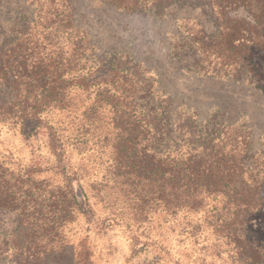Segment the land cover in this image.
Returning <instances> with one entry per match:
<instances>
[{
    "label": "rangeland",
    "instance_id": "rangeland-1",
    "mask_svg": "<svg viewBox=\"0 0 264 264\" xmlns=\"http://www.w3.org/2000/svg\"><path fill=\"white\" fill-rule=\"evenodd\" d=\"M186 17L193 21H184ZM213 19L208 7L189 5H172L159 16L153 11L141 12V7L120 8L109 0H0V46L11 43L18 74L26 76L30 84L34 82L38 90H57L63 72L64 78L76 72L83 76L103 64L107 68L114 64L116 72L127 77L120 88H116L117 82L108 84L115 92L109 102L101 100L97 80L87 86L74 80L66 88L69 109L55 108L52 113L61 133L64 162L76 172L88 198L81 197L85 212L64 228L65 249L58 251L55 246L60 253L47 264H242L228 239L206 221L210 206L221 203L220 199H210L200 211L156 209L144 217L141 177L131 175L133 183L127 186L110 175L117 133L111 110L115 104L128 115L139 116L137 111L150 109L167 117L164 137L169 146L179 135L177 124L187 119L197 133L195 139L198 130L223 131L221 141L213 142L220 143L224 153H240L247 164L257 160L264 168V68L257 72V65L244 62L234 76L195 72L199 57L186 42L189 27L199 22L207 33H215ZM78 31L86 35L82 55L75 50ZM10 92L7 85H0V101L7 100ZM89 107L97 108L99 116L97 130L92 131L94 141L75 146L68 136L85 123L84 111ZM33 126L32 121L16 127L0 122V165L5 179L13 177L12 182L22 176L24 190L29 177L52 184L62 179L50 169L57 156L48 135L42 130L32 132ZM124 136L137 141L136 156L124 157V164L140 174L136 165L141 164V134ZM243 140L247 144H241ZM74 184L79 190L78 181ZM248 224L264 242V206ZM18 227L17 213L1 209L0 241ZM9 239L13 250L8 245L2 249L14 253L45 249V242L24 243L26 237L16 236ZM10 258L0 257V264H15Z\"/></svg>",
    "mask_w": 264,
    "mask_h": 264
},
{
    "label": "trees",
    "instance_id": "trees-1",
    "mask_svg": "<svg viewBox=\"0 0 264 264\" xmlns=\"http://www.w3.org/2000/svg\"><path fill=\"white\" fill-rule=\"evenodd\" d=\"M109 1L120 8L141 7V12L153 11L159 16L165 15L172 5L208 7L213 14L216 32L207 33L199 22H193L186 36V42L199 57L195 72L205 76H234L240 72L244 62L257 65V72L264 68V0ZM183 20L193 21L190 17ZM81 32L75 35V50L80 55L87 44L85 32ZM13 52L11 43L0 46V85H7L11 89L10 97L0 101V122L16 127L19 123L23 125L26 121H32V132L42 130L46 133L57 156L55 165L50 169L60 174L62 179L52 184L47 179L29 177L28 188L24 190V185H20L22 176L11 182L13 177L5 179L4 169L0 165V210L15 211L19 224L17 229L7 233L6 238L0 241V257H12L10 261L15 264H47L51 257L60 253L58 251L65 249L64 228L79 213L85 212L81 197L88 198L78 175L64 162L65 153L59 141L61 133L53 122L52 113L55 108L69 109L66 88L74 80L80 86L94 84L97 80L101 100L109 102L115 92L108 84L117 82L116 88H120L127 82V77L116 72L114 64L108 68L107 64H103L98 65L95 72L83 76L76 72L74 76L64 78L63 72L58 77L60 84L57 90H38L34 82L30 84L26 76L20 72L18 74ZM249 55L252 61L246 60ZM255 55L259 56L256 60ZM64 71L69 72L66 68ZM37 80L34 78V81ZM121 93L124 94V91ZM116 106L111 105L117 133L112 144V162L109 166L113 170L110 175L127 186L133 183L131 175L141 177V215L145 217L156 209L166 213L181 209L200 211L207 208L210 199H220L221 203L210 206L206 221L228 239L242 264H264V242L258 239L256 231L251 230L248 224V220L264 206V168H260L261 162L255 160L249 165L245 155L224 153L220 143L213 142L217 139L221 141L223 131L207 133L198 130L195 139L197 133L193 126L187 124L189 119L177 124L179 135L175 141L172 139L173 144L169 146L164 137L167 117H159L157 111L150 109L137 111L139 116L128 115L126 110ZM84 115L85 123L76 133L68 136L75 146L94 141L92 131L98 127V110L89 107ZM129 133L141 134V164L136 165L140 174L124 164V157L136 156L137 153V141L124 136ZM241 144L247 143L243 140ZM129 150L132 153L128 154ZM75 181L79 183V190L75 187ZM108 219L114 220V217ZM11 236L26 237L24 243L29 244L45 242V249L19 253L2 249V245H8L13 250V240L9 239ZM55 246H59L58 251H55Z\"/></svg>",
    "mask_w": 264,
    "mask_h": 264
}]
</instances>
